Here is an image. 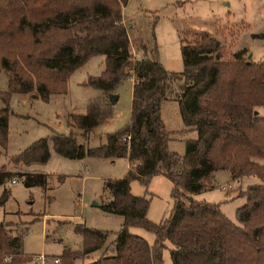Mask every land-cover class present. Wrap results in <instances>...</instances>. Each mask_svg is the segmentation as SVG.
Returning <instances> with one entry per match:
<instances>
[{
	"label": "trees",
	"instance_id": "trees-1",
	"mask_svg": "<svg viewBox=\"0 0 264 264\" xmlns=\"http://www.w3.org/2000/svg\"><path fill=\"white\" fill-rule=\"evenodd\" d=\"M125 2L0 0V71L7 72V89L0 90V154L7 145L13 92H34L48 100L51 92L66 90L73 70L102 54L101 73L88 75L83 82L102 94L88 99L85 112L68 116L80 131H54L10 157L15 164L45 162L52 145L68 158H127L126 172L105 181L111 196L100 204L104 211L123 218L113 253L103 252L81 264H163L166 240L172 244L174 264H264V114L257 111L264 106V60L248 58L244 47L230 50L200 30L182 38L181 71L167 70L155 47L148 55L145 44L144 55L125 70L132 56L122 15ZM253 36L264 37V32ZM131 76L129 121L108 132L104 143L89 146L92 129L113 114L115 88ZM166 99L177 101L182 130L196 131V137L185 140L183 154L168 148L175 130L168 129L161 117L160 106ZM79 135L84 141L78 140ZM215 170L227 171L235 181L246 175L257 179L239 191L244 201L235 208L237 224L220 211L218 203L192 198V193L212 187ZM13 174L1 165L0 184ZM153 174L172 182V208L157 223L146 216L148 198L130 190L132 180L147 184ZM18 175L25 186L47 187L44 172ZM8 193L4 189L1 198ZM135 225L154 232L153 244L129 231ZM75 230L82 248H64L58 255L61 264H73L105 245L106 231L84 223H77ZM23 232H14L0 220V264L34 259L23 251Z\"/></svg>",
	"mask_w": 264,
	"mask_h": 264
},
{
	"label": "rangeland",
	"instance_id": "rangeland-1",
	"mask_svg": "<svg viewBox=\"0 0 264 264\" xmlns=\"http://www.w3.org/2000/svg\"><path fill=\"white\" fill-rule=\"evenodd\" d=\"M122 12L133 34L130 43L132 56L125 70L131 69L135 58L144 55L141 50L144 43L148 55L155 47L158 60L167 70L181 71L182 38L188 39L200 30L217 37L230 50L244 47L248 58L264 60V37L253 36L264 32V0H126ZM103 68L104 56L95 54L71 72L65 91L51 92L48 100L34 96V92H13L9 100L7 145L0 154V166L4 164L8 171L13 172L16 182L8 179L0 184V220L14 232L24 229L23 251L34 257L43 253L49 257L47 261L50 264L51 258L58 256L64 248H82V238L75 230L77 223L102 229L107 235L104 247L73 264L91 261L103 252L113 253L112 243L123 218L104 211L100 204L111 196L105 188V181L122 176L127 170L128 160L124 156L113 159L99 156L68 158L54 151L52 145L45 162L15 164L10 157L54 131L69 132L72 129L79 132V129L70 127L68 116L85 112L88 99L102 94L100 89L83 82L88 75L100 74ZM133 79L134 76L127 77L115 88L117 99L113 114L92 129L87 139L89 146L104 143L108 132L122 128L129 121ZM6 89L7 72L3 69L0 71V90ZM1 106L3 102L0 99ZM257 111L264 114V106H259ZM160 113L166 127L175 130V138L168 142V148L183 154L185 140L196 137V131L182 130L184 124L177 101L163 100ZM78 140L84 141L80 135ZM34 170L48 175L45 189L25 186L18 175L21 171ZM230 180L227 171L215 170L212 187L192 193V198L218 203L220 211L237 224L235 208L244 201L239 191L257 179L246 175L239 181ZM228 182L230 186H227ZM4 189L9 193L2 199ZM130 190L135 195L148 198L146 216L152 222H160L169 215L173 205L172 182L166 176L153 174L147 184L134 179ZM129 231L141 235L149 244L154 242V232L142 226H130ZM165 242L163 264H174L169 252L172 244L169 240ZM16 264L37 262L33 259Z\"/></svg>",
	"mask_w": 264,
	"mask_h": 264
},
{
	"label": "built area",
	"instance_id": "built-area-1",
	"mask_svg": "<svg viewBox=\"0 0 264 264\" xmlns=\"http://www.w3.org/2000/svg\"><path fill=\"white\" fill-rule=\"evenodd\" d=\"M11 182H13V183L16 182L15 177H13L11 179ZM227 186H230L229 182H228ZM221 187L224 188L223 185ZM48 259H49V257L43 253H39L38 255H36L34 257V261L37 262V264H50V262L48 263V261H47ZM4 260H9V258H5ZM51 260H52V264H58L60 261V258H59V256H54L51 258Z\"/></svg>",
	"mask_w": 264,
	"mask_h": 264
},
{
	"label": "crops",
	"instance_id": "crops-1",
	"mask_svg": "<svg viewBox=\"0 0 264 264\" xmlns=\"http://www.w3.org/2000/svg\"><path fill=\"white\" fill-rule=\"evenodd\" d=\"M122 15H123V12H122ZM123 21L125 22V19H124V17H123ZM128 26V35H129V38H130V43L132 42V38H133V34H131V30H130V27H131V25L129 26V25H127ZM130 33V34H129ZM144 44V43H143ZM142 50V49H141ZM77 69V68H76ZM33 93V92H32ZM33 95L34 96H36V94L35 93H33ZM81 113H83V112H81ZM69 124H70V127L71 128H74V129H76V127H75V124L72 122V120H69ZM127 167H128V164H127ZM29 172H42V171H39V170H34V171H29ZM232 180L233 179H231L229 182H232ZM87 255H89V253L87 254ZM86 256V255H85ZM85 256L82 258V260L85 258Z\"/></svg>",
	"mask_w": 264,
	"mask_h": 264
},
{
	"label": "water",
	"instance_id": "water-1",
	"mask_svg": "<svg viewBox=\"0 0 264 264\" xmlns=\"http://www.w3.org/2000/svg\"><path fill=\"white\" fill-rule=\"evenodd\" d=\"M247 56H249V55H247ZM115 99H116V96L114 95V96H113V101H115Z\"/></svg>",
	"mask_w": 264,
	"mask_h": 264
}]
</instances>
